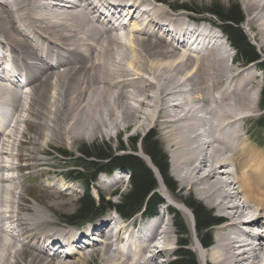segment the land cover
<instances>
[{
  "label": "bare ground",
  "instance_id": "bare-ground-1",
  "mask_svg": "<svg viewBox=\"0 0 264 264\" xmlns=\"http://www.w3.org/2000/svg\"><path fill=\"white\" fill-rule=\"evenodd\" d=\"M160 1L154 7L149 0L97 5L93 0H0V61L10 62L17 72L13 83L0 73V264H89L95 253L103 264H179L173 259L178 239L169 213L160 212L151 222L140 216L128 224L110 218L78 235L68 229L41 232L50 226L45 215L25 207L24 142L30 146L24 148L25 168L37 171L38 151L49 142L69 140L72 131L112 133L121 127L160 131L182 191L193 190L219 214L216 222H224L215 228L209 247L196 233L202 264H264V231L255 232L264 228V149L256 148L260 144H253L246 130L249 114L256 112L254 81H240L242 72L226 63L227 50L208 27L198 34L195 51L187 50L186 40L178 41L187 22L165 17ZM126 19L132 28L128 37ZM211 42L217 46L210 48ZM192 58L197 60L190 63ZM174 75L183 77L175 82ZM145 76L154 80L149 83ZM150 90L155 95H147ZM32 126L37 135L27 140ZM49 129L51 135L45 132ZM149 166L161 190L168 191ZM32 177H37L33 170ZM175 192L166 193V210L186 207ZM177 209L187 215L186 209ZM242 218L248 220L237 223ZM4 222L10 227L3 229ZM123 230H130L126 238ZM58 236L71 240L70 250L55 249ZM124 241L126 246L113 247Z\"/></svg>",
  "mask_w": 264,
  "mask_h": 264
},
{
  "label": "rangeland",
  "instance_id": "rangeland-1",
  "mask_svg": "<svg viewBox=\"0 0 264 264\" xmlns=\"http://www.w3.org/2000/svg\"><path fill=\"white\" fill-rule=\"evenodd\" d=\"M104 1L105 0H100L99 2L104 4ZM131 1L132 2L134 1V3H135V2H138L139 0H131ZM161 1H163V0H161ZM164 1L168 2V4H170L174 7L180 6V5H186V7L193 10L190 12L186 11V10L173 12V11H171V9L168 6H166V5L162 6L160 4L161 7H163V9L165 10V13H166L165 17H169L168 19L173 18V20L176 23H178V24L180 23L181 25H184L186 23V19H187L186 17L187 16H189L191 19H192V17H194L195 19H202V18L211 19L213 21V23H216L215 19L210 18V16H206V15L201 16L198 14V11H200L202 9L209 8L214 4H216V5L219 4L222 7H224L225 9L230 7L231 5H235V4L239 5L241 7V10H242L244 18H245V21L242 24L241 28H242L243 32L245 33V35L250 40V42L256 46L257 51L260 52L264 58V0H255L254 4H256V7L251 6V2L253 0H250L251 2L249 0H164ZM93 2L96 5L100 4L98 2V0H93ZM149 2H151L149 4H153L154 7H156V4L159 3V0H157V1L149 0ZM260 5H262V6H260ZM166 9H168V11ZM169 15H171V16H169ZM172 15H174L175 19ZM160 17L162 19V15H160ZM250 17H252V20L250 22H248L247 19ZM191 19H189V20H191ZM178 20H179V22H178ZM216 20L218 21V19H216ZM205 25H207V24L199 25V26H205ZM126 28L127 29L124 31H126V33L129 32L128 34H126L128 37L132 28H131V26H129V24H128V26H126ZM114 34H115V32H114ZM157 40L158 39H156V41ZM127 41H128V39H127ZM159 41L161 44H163V42H165L163 40L162 41L159 40ZM219 42L221 43V48L223 50L225 48L224 51L227 50V53L229 55V57L227 56L228 59L226 60V63L229 64V66L231 68H233L234 72H236V70H237L236 73H238L239 71L242 72L240 75V77H241L240 81L243 80V78L249 79L250 81L252 80L251 82L254 81L255 85L254 84L253 85H254V89L256 88L255 89L256 91L255 90H253L254 92L252 91L253 96H254L255 100H256V97H258V98L260 97V99L256 100V112L253 115L249 114L250 120H249L248 124L246 125V128H247L246 130L248 132L249 139L251 140V142L253 144H255V142L260 144V146L255 145L256 148L257 149H264V127H263L264 126V104L262 102L264 100H262V98H261L263 85H264L263 75L259 71V68L257 67V65H254V66L251 65V66L246 67V66H243L240 64L233 63L232 58H233L234 52L233 53L229 52L228 47H227L228 41L226 40V38L223 37V39L220 40ZM118 44L119 43H117V45ZM120 44H121V42H120ZM214 44H216V43L211 42V44H209V47L210 48L214 47L215 46ZM122 46L124 49V51L122 50V52L123 53H125V51L128 52L127 46L126 47H124V45H122ZM162 46L167 47L168 45H167V43H164ZM216 46H217V44H216ZM119 47L120 46H118L117 48H119ZM120 49H122V48H120ZM176 58H178V57L176 56ZM176 58L169 59V60H167V62L171 63L172 61H176L177 60ZM196 60L197 59L192 58L189 62L192 63L193 61H196ZM231 60H232V62H231ZM194 65L195 64H193V66ZM53 72L54 71H51V73H53ZM250 75H252V76H250ZM249 76L251 78L254 76V78L251 79ZM182 77L183 76L177 77L176 75H174L173 79H175V82H178V81H181ZM145 78L147 79V82H149V83H151L154 80V79L152 80V77H146L145 76ZM164 81H166V79ZM228 89L231 90L230 88H228ZM26 91H27V93L30 92L29 89H27ZM152 93H153V95H155V92L154 91L151 92V90L149 92H147V95L150 94V96H153ZM215 96L218 97V94H215ZM150 104H151V102H150ZM259 106H261V107L259 108ZM245 115L247 116V114H245ZM259 124L262 125V128H260L258 126ZM19 129L24 130L25 126H20ZM123 129H124V127H121L120 131H114L112 133L108 132L106 130H104V131L101 130V131L94 132L95 134H92L91 131L90 132L89 131H87V132L82 131L81 133H79L78 132L79 130H78V131H72V133H70L71 135H70L69 140H68V138H63L59 142H52L51 141L48 144H46L43 147V149L38 151L37 155L39 157V163H38V168H37L38 170L37 171H36V169L25 168L27 166L26 164L28 162L25 160L26 152L24 151V148L27 149L30 146L27 142L23 143V148L21 149V152L23 154V161L21 162V166L24 167V170L22 171L21 176H23L25 178L24 188L26 190L25 191L26 194H25L24 204H25V207L27 209L31 210L33 208H36L45 215V217L48 221V225H50V226L48 228L43 226L41 228V232L47 231L49 233H51V232L55 233L58 231H62L63 229H59L61 219L63 218V220H64V219L68 218L70 215H72L76 211L77 201L81 197V195L83 194V189L81 188V186H79L77 184L71 185L65 179H64V181L62 178L60 179V176H58V177L54 176V172L60 173V174H62L61 176H63L64 172L62 169L66 168V166H68L67 164L64 163L63 156H61L59 154V152L60 153H62V152L73 153V154H75V155H73V157L78 158V157H80V155L77 152V149L80 147H83L84 145H88V146L90 145L91 146L92 144L107 143V144L111 145L112 149H114V148H116L117 141L118 142L122 141L124 147L129 148V139L130 138H132V137L133 138H143L146 136V134L148 132L153 131L152 134L156 136V139H157L161 149L163 150L164 154L169 158V163H171V158H170L171 154H169L170 150H168L169 148L167 147L164 140L162 139L160 131H154V129L152 127L146 128L145 130H141L139 132H134L133 130H125V129L123 130ZM35 130H36V128L34 126H32V130L29 129L30 133L27 136V140H29V137L31 136V134H32V136L36 134V133H34ZM48 131L49 132L51 131V132L49 133ZM52 131L53 130L49 129L45 132H48V134L51 135ZM124 132H126V133H124ZM113 133L119 134L116 139L114 138ZM50 135H48V136H50ZM137 156L142 157L146 163L149 162L148 158L143 156L139 150H138ZM74 159L70 162L73 163L75 161ZM15 163H17V162H15ZM171 166L172 165L170 164V174L172 175L173 172H171ZM26 169H27V172H25ZM32 170H33V174H35L37 176L36 178H33L34 176L32 177ZM52 170H53V172H52ZM35 171L38 173H36ZM2 172H3L2 174H4V171H2ZM13 174L14 173H6V175H9V176H12ZM125 175H126L125 179L128 178V180H129V175L128 174H125ZM16 176H17V174H16ZM58 180H60V181H58ZM173 180L175 181V183L177 185L175 193L181 194V197L183 198L184 202L187 201V199H189V198H194V200L202 203L208 209V211L214 210V209L211 210L210 207H208L201 199H199V197L197 196L196 193H194L193 190H191V191L183 190L182 191L180 183L178 182V180L174 177H173ZM69 185H71L73 187L75 192L73 190H70V189L66 190V188H68ZM130 188H131L130 180H129L127 186H125L124 183H121L118 186H112V184H111L110 187H107L105 185H102L101 183H98L97 186H95L94 189H92V193L94 196H96L95 190L101 189L102 193H104L103 196L106 198V200L111 199L113 202L117 203L121 199V196H123L124 194L129 192ZM112 191L119 192L120 196H117L114 198L109 197L108 193H110ZM157 193L161 196V198L164 200V202H166V199H167L166 193H168V191H162L160 188V184H159ZM177 206L181 207L184 210H185V208H187V207H185V206L183 207L182 205H179V204L178 205L176 204V207H174V210L177 212V215L179 216V222H182L183 226L178 227V225L176 223L177 218L176 219L174 218L175 216L169 217L170 221L173 219L172 221H173V223H175L174 227L177 231L176 236H177L178 240L176 242V245H174V247L177 246L176 247L177 254L179 252V246L184 244L183 246H181V249L189 251L192 255V260L189 262L195 263V264H202L201 259L199 258L200 256H198V253L196 251L197 241H196V232L194 231L193 216L191 213L189 214V212H190L189 210L188 211L186 210L187 215L184 216L183 213L179 209H177ZM29 210L25 212V215L28 216L31 213ZM161 211H162V209L159 207L158 212H161ZM109 216H111V212L107 213V215L105 216L106 219ZM216 216L217 215L214 214L215 218H216ZM57 217H59L60 219L58 218V220H57ZM134 219L138 220V216H136ZM133 222H136V221H133ZM88 227L89 226L85 227L83 230L80 229V233L85 231V229H87ZM63 228H67V227H63ZM210 232H211L212 241H214V238H215L214 233L216 232V229H211ZM184 240H186V241H184ZM178 241H181L180 243H183V244H179ZM50 253L51 252H49V254ZM178 256H180V254ZM177 259L179 260V257ZM19 264H23V263L19 262ZM89 264H103L100 254L95 253L92 256H90L89 257ZM179 264H180V261H179Z\"/></svg>",
  "mask_w": 264,
  "mask_h": 264
},
{
  "label": "trees",
  "instance_id": "trees-1",
  "mask_svg": "<svg viewBox=\"0 0 264 264\" xmlns=\"http://www.w3.org/2000/svg\"><path fill=\"white\" fill-rule=\"evenodd\" d=\"M176 9L190 10L186 6H179ZM198 14H210L218 19L220 28L236 51V59L238 62L243 65H249L259 62L262 59L256 47L251 44L241 28L245 18L239 5H231L225 9L219 4H214L209 8L198 11ZM258 65L264 73V61ZM138 142L137 138L130 139V149L133 152H136ZM140 143L145 154L159 171L166 187L175 190V183L168 174L169 167L167 158L161 152L153 135L148 134ZM125 150L121 141L119 142L117 150H113L111 145L107 143L93 144L91 146L84 145L80 148L81 158L77 159L73 169L68 172L67 176L71 179L82 181L86 187V194L79 200L77 211L68 217V223L72 225L84 224L104 213L108 208L116 209L126 218L133 216L142 209L151 214L157 211L158 205L162 201L159 195L154 193L157 188L154 173L134 154L119 155V152ZM121 167H127L131 172V188L129 192L124 194L117 204L106 203L102 199L101 203L96 205L89 192L90 184L100 172H112ZM188 205L194 214L197 233L202 242L205 245H209L211 242L209 229L216 222V218L201 203L192 198L188 199ZM180 253L181 264H195L189 262L192 260V255L189 251L182 249Z\"/></svg>",
  "mask_w": 264,
  "mask_h": 264
}]
</instances>
